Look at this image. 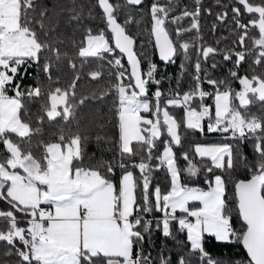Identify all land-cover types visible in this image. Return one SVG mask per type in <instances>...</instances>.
I'll return each mask as SVG.
<instances>
[{
	"label": "snow or ice",
	"instance_id": "snow-or-ice-1",
	"mask_svg": "<svg viewBox=\"0 0 264 264\" xmlns=\"http://www.w3.org/2000/svg\"><path fill=\"white\" fill-rule=\"evenodd\" d=\"M175 3L153 0L148 15L160 59L175 64L181 58V76L189 67L192 69L194 86L184 92L162 90L165 77L157 76L160 70L154 62L143 69V60L134 50L136 40L127 30L129 24L141 21L129 12L123 24L119 22L122 9L142 6L144 0H123L122 4L112 0H95L94 4L57 0L52 8L38 0H0V143L8 154L0 153V200L9 205L0 209V220L6 225L0 227V242L5 245L0 264H156L157 260L159 264H172L166 247L156 258L144 249L145 238L156 230L176 242L180 249L176 264H224L206 249V234L217 242L242 243L249 258L243 264H264V114L249 111L255 103L264 106V0H232L231 4L218 0L220 10L215 13L202 10V0H193L192 9L185 6L173 15ZM97 7L102 10L99 19L104 28L85 23L97 19ZM202 11L215 17L213 32L218 24L231 19L232 34L238 33L231 47H218L220 40L215 42L217 46L203 42ZM245 14L254 17L247 24L243 22ZM139 15L142 19L143 13ZM62 19L65 27L75 25L71 37L61 30ZM185 20L187 26L182 24ZM251 28H258V36L250 35ZM81 30L84 38L74 39ZM193 31L196 36L186 38ZM247 41H251V47ZM68 44L75 49L74 54ZM119 54L126 55L130 67L124 66L123 57L117 58ZM217 56L232 63L228 75L242 85L240 91L233 90L228 79L213 78L212 72L221 66ZM78 58H96L108 65L107 69L98 66L90 71L92 79L105 75L109 81L115 78V83L109 82L91 96L102 99L110 93L116 95L118 138L114 142L97 134L95 141L114 144L117 155L113 160L84 166L89 138L77 132L65 142L61 129L60 142H41L44 153L38 159L31 151V135L41 129L21 119L22 109L27 115L25 101L47 94L50 106L41 102L47 118L68 121L76 118L77 109L89 96L77 97L79 72L67 88L54 89L41 84L24 88L23 76L34 63L46 79L58 85L60 77L53 73L60 72L64 61L76 70ZM248 58H252L251 75H241V65ZM257 66L262 69L259 73ZM204 83L213 91L204 90ZM153 84L156 90L150 96ZM9 91L14 95H8ZM208 97L213 98L214 113L212 105L204 103ZM59 105H63L62 111L57 110ZM176 109H183L182 117L175 114ZM37 119L42 122L44 117ZM189 130L216 133L220 141L197 143L192 157L187 151L178 156L175 149L182 146ZM13 134L19 141L12 139ZM165 134L167 139L157 155V142ZM134 141L136 148L132 146ZM247 142H251L256 156L252 163L241 150ZM181 158L186 161L184 168L179 165ZM237 162L251 172L250 179L235 184L243 221L240 230L232 223L226 181L215 174L216 169L230 170ZM117 168L124 169L118 185L108 176ZM131 169H138L139 175ZM161 169L170 179V190L159 184L153 188L154 172ZM202 171L211 174L204 181L207 190L182 182L185 176L195 177ZM192 202H199V206ZM154 211L162 215L153 216ZM182 233H186V242L176 239ZM228 264L236 262L230 260Z\"/></svg>",
	"mask_w": 264,
	"mask_h": 264
},
{
	"label": "trees",
	"instance_id": "trees-1",
	"mask_svg": "<svg viewBox=\"0 0 264 264\" xmlns=\"http://www.w3.org/2000/svg\"><path fill=\"white\" fill-rule=\"evenodd\" d=\"M39 3L42 5L52 8L56 3L57 0H38ZM59 2H63V0H59ZM87 3H95V0H86ZM113 3H123V0H112ZM153 0H144V4L140 7H132L128 6L126 9H122L120 16L118 17L119 22L123 24L126 13H131L132 15L136 16L140 23H132L127 26L128 33L131 34L134 39L136 40V44L134 45V50L138 53V55L142 58L143 64L142 67L146 70L149 66L150 62H154L159 67V72L157 73L158 77H165L160 88L164 91L169 89L179 90L181 92L187 91L190 87H193L192 81V69L189 67L188 72L181 76V69L179 67L181 58H177L175 64H164L160 59L156 48L154 47V43L152 40V35L150 34V26L151 21L148 15V8ZM162 2H166V0H162ZM219 3L222 4H231L232 0H219ZM187 6L189 9L194 7L193 0H176L175 3V12L173 15H177L180 13L182 8ZM202 10L211 9L213 13L220 10L218 7V0H202L201 4ZM87 10V9H86ZM230 11V9H229ZM95 15L97 19L95 20H86L85 23L93 28H104V23L99 19L102 15V10L100 8L94 9ZM143 13V18L141 19L140 13ZM258 15V14H257ZM67 16L63 19H66ZM254 17L250 14H245L243 17V22L247 24L251 19ZM63 19L61 23V30H63L67 36H72V28L75 25L70 27H65L63 24ZM215 17L213 15H207L205 12L202 11V18H201V29L200 35L203 38V42L206 44L217 46L215 42L220 40V45L218 47H231L233 41L236 40L237 34H232V29L234 25L232 24L231 19H229L226 23L218 24L217 30L215 32L212 31V23ZM183 26L188 25V21L185 20L182 22ZM170 31H173V26L171 24L168 25ZM110 33V30H108ZM196 36V32H194ZM258 28H251L250 35L253 37L258 36ZM223 37H227V39H223ZM76 40H82L83 30L77 31L75 37ZM186 38H193L192 34H186ZM249 47H251V41H247ZM68 50L70 53L74 54L75 49L71 47V44H68ZM239 50V49H237ZM118 52V50H117ZM123 57L122 62L126 68L130 67L127 63L126 57L124 54H119L117 58ZM111 57H107L109 59ZM216 61L221 64V66L212 72L213 78L217 79H228L230 86L235 91H240L242 85L238 82V80L231 79L228 75V69L232 68V63L224 62L221 56H217ZM78 65L76 70H73L69 67L67 61L63 62L61 66V70L58 73H53V76H59L60 82L59 84H53L48 79L45 78L44 74L40 72L37 68L36 64H32L30 68H28L26 75L23 76L22 80V87L27 88L29 86H35L36 84H41L47 88L50 86L54 89L57 86L62 88H67L73 80L76 72H79L80 79L77 81L76 85V94L79 98L80 96H89V99L81 105L76 111V118L69 119L68 121H64L62 117H57L55 120L50 121L46 114L41 110V102L50 106L51 100L49 96L46 94L45 96L41 97L38 100L32 101H25L27 107V115L25 114L24 110H21V119L29 122L32 128L39 127L41 131L39 133H33L31 135V151L33 155L36 156L38 159L42 158L44 153V148L41 146V142L43 144L48 143H57L59 141V135L61 134V129H63L65 134V142L71 137L74 136L77 132L81 133L84 136H87L89 139L85 142V150L86 155L83 160V165H94L97 161L100 160H113V157L117 155V151L115 149L114 144L112 146H108L105 144H98L95 141V136L97 134L106 135L110 140L115 142L116 138H118L119 130H118V116L116 114L115 108V101L116 95L115 93H110L109 95L103 97L102 99L93 98L91 93L96 92L99 88L106 86L109 82L115 83V78L113 77L111 81L105 75L104 78L94 80L92 79L88 73L90 71L96 70L98 66H103L105 69L108 68V65L105 61L98 60L96 58H89L87 61H82L81 59H77L75 61ZM83 63L84 67L81 69L79 65ZM26 67V66H24ZM256 72L259 73L262 71L260 67H256ZM240 74H249L251 75L252 72V58H248L247 63L241 65ZM21 72L23 73V67L21 68ZM20 77H17L19 80ZM203 89L207 91H213L211 86L207 83L203 84ZM156 86L153 84L150 86L149 95L155 92ZM8 95H14L13 92L9 91ZM198 103V101H197ZM204 103L208 105H212V111L214 113V101L212 97H208L205 99ZM238 105V101H235ZM262 106L260 103H255L249 106V111L251 113H255L257 115L264 114L262 112ZM63 105H59L57 110L62 111ZM178 117L183 116V109H176L173 110ZM43 116V121H38L37 117ZM181 131L183 132L184 129L182 128ZM12 139L19 141V138L13 134ZM167 139L166 134L161 137L160 141L157 142L158 148L156 150V154H160L161 149L163 148L162 141ZM220 141V136L216 133H200L199 131L189 130L186 132L182 146H177L175 149L178 156L181 153L187 151L189 156H193L194 145L196 143H208V142H218ZM134 148L137 147L136 142H133L132 145ZM63 147V143H62ZM241 150L244 155L247 157L249 163H252L256 160V156L252 150L251 142L244 143L241 146ZM0 153L4 155H8L5 152V146L0 143ZM200 157L194 156V160L199 162ZM138 162V158H137ZM206 163H210L205 158ZM179 165L184 168L186 166V161L181 158L179 160ZM134 173L138 176L139 172L138 169H131ZM21 174H23V171ZM124 172V169L117 168L114 174H108L109 178L112 179L114 182L119 184V179L121 173ZM215 174L222 175L226 181V199L228 204L233 209V218L232 223L233 226L240 230L242 226V222L239 218V213L236 208V197L234 193L235 184L240 180H245L251 178V172L245 167L243 164L237 162L235 166L228 170H220L216 169ZM211 174L202 171L195 177L188 178L185 176L182 182L188 183L190 186H199L207 189V184H205V178L210 177ZM156 184H159L165 191L170 190V179L167 177L166 172L161 169L154 172V179H153V188ZM9 205L0 200V209H7ZM180 215V213H177ZM18 215H22L18 213ZM153 216L160 217L162 214L160 212H153ZM5 223L0 220V227H5ZM26 226V225H23ZM177 240L181 242H186V233L178 234L176 237ZM168 252L171 253V260L172 264H176L177 262V254L180 251L176 242L171 238H165L162 236L161 231L156 230L151 233L150 237L145 238L144 249L146 252L150 251L151 256L156 258L158 253L165 248ZM205 247L206 249L216 258L222 259L224 264H228L230 260H234L236 264H243L248 260L244 249L242 248L239 242H217L214 237L205 236ZM5 249V245L3 242H0V253H3ZM187 249V243H185V250ZM15 259V258H13ZM156 264H159L158 260Z\"/></svg>",
	"mask_w": 264,
	"mask_h": 264
},
{
	"label": "crops",
	"instance_id": "crops-1",
	"mask_svg": "<svg viewBox=\"0 0 264 264\" xmlns=\"http://www.w3.org/2000/svg\"><path fill=\"white\" fill-rule=\"evenodd\" d=\"M10 96H12V95H10ZM219 142V141H218ZM203 143V142H202ZM208 143H215V142H208ZM197 144V143H196ZM195 146V145H194ZM62 149H63V147H62ZM162 152V149H161V151H160V153ZM122 174H123V172L121 173V175H120V178H121V176H122ZM119 181H120V179H119ZM207 190V189H206ZM193 203V205L194 206H199V202H192ZM42 207H45V208H50L51 206H49V205H42ZM191 219H193L194 220V218H191Z\"/></svg>",
	"mask_w": 264,
	"mask_h": 264
},
{
	"label": "water",
	"instance_id": "water-1",
	"mask_svg": "<svg viewBox=\"0 0 264 264\" xmlns=\"http://www.w3.org/2000/svg\"><path fill=\"white\" fill-rule=\"evenodd\" d=\"M126 56V55H125ZM126 59H127V57H126ZM248 179H250V178H248ZM248 179H245V180H248ZM239 182V181H238ZM234 193H235V197H236V208H237V210H238V199H237V196H236V192H235V188H234ZM239 218H240V220H241V222L243 223V221H242V218L239 216ZM241 244V246H242V248L244 249V251H245V253H246V256H247V258H248V255H247V251H246V249L243 247V245H242V243H240ZM249 259V258H248Z\"/></svg>",
	"mask_w": 264,
	"mask_h": 264
},
{
	"label": "flooded vegetation",
	"instance_id": "flooded-vegetation-1",
	"mask_svg": "<svg viewBox=\"0 0 264 264\" xmlns=\"http://www.w3.org/2000/svg\"><path fill=\"white\" fill-rule=\"evenodd\" d=\"M133 7V6H132ZM136 7H140V6H136ZM195 31H193L191 34H192V37L194 38L195 37V34H194ZM153 36V35H152ZM152 40H153V43L155 44V40H154V36L152 37ZM158 55H159V52H158V49H156ZM126 57V56H125ZM127 60V59H126ZM163 62V61H162ZM164 63V62H163ZM165 64V63H164Z\"/></svg>",
	"mask_w": 264,
	"mask_h": 264
}]
</instances>
